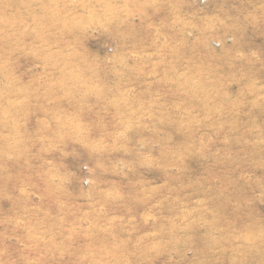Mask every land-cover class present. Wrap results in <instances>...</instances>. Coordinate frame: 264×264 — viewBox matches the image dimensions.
Returning <instances> with one entry per match:
<instances>
[{
	"label": "rangeland",
	"instance_id": "obj_1",
	"mask_svg": "<svg viewBox=\"0 0 264 264\" xmlns=\"http://www.w3.org/2000/svg\"><path fill=\"white\" fill-rule=\"evenodd\" d=\"M0 264H264V0H0Z\"/></svg>",
	"mask_w": 264,
	"mask_h": 264
}]
</instances>
